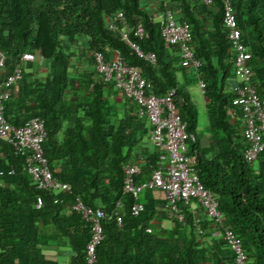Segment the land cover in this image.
<instances>
[{
	"label": "trees",
	"instance_id": "trees-1",
	"mask_svg": "<svg viewBox=\"0 0 264 264\" xmlns=\"http://www.w3.org/2000/svg\"><path fill=\"white\" fill-rule=\"evenodd\" d=\"M142 1L0 0L2 76L25 51L47 63V73L39 79L30 61L24 62L4 116L15 126L32 116L44 119L43 155L51 174L70 188L69 192L34 188L23 157L0 140V264H58L41 249L50 243L68 249L67 264H83L89 226L71 209L75 197L98 206L104 215L96 264L233 263L223 241L211 236L213 226L204 215L200 233L192 225L189 206H181L184 224L166 218V199L160 189L143 190L139 196L143 209L137 215L130 213L132 198L121 191V165L138 162L135 181L146 180L157 164L158 150L152 144L144 158L137 154L149 125L137 115L135 101L121 92L123 112L116 113L115 103L109 102L104 91L113 85L94 70L93 51L102 52L106 59L114 51L139 70L149 83L148 92L162 95L174 88V107L185 130L194 136L186 149L195 158L194 172L215 195L222 224L239 237L247 264H264V149L251 162L243 157L247 144L241 135L240 108L233 103L236 95L230 88L235 79L233 53L221 21L220 0H212L210 6L201 0L158 3V11L169 8L178 21L188 23L191 47L199 60L196 69L180 64L176 46H163L161 23ZM230 2L249 54V83L264 101V0ZM118 11L131 27L141 23L143 35L137 43L143 51L154 52V64L139 58L108 30L107 21ZM76 57L83 58L88 68L76 69L71 63ZM197 78L204 83L208 139L204 147L195 134L197 109L188 91ZM37 196L41 204L36 208ZM117 199L123 203L120 226L112 217ZM163 220L170 226H161ZM42 225L51 226L54 233L40 232Z\"/></svg>",
	"mask_w": 264,
	"mask_h": 264
},
{
	"label": "built area",
	"instance_id": "built-area-1",
	"mask_svg": "<svg viewBox=\"0 0 264 264\" xmlns=\"http://www.w3.org/2000/svg\"><path fill=\"white\" fill-rule=\"evenodd\" d=\"M210 6L212 0H201ZM221 21L229 42V49L233 53V70L236 83L231 85L236 97L233 100L240 108L241 135L246 142L243 157L247 162L256 159L264 149V101L261 100L249 83L250 68L247 63L249 54L241 41V31L237 27L236 18L230 0H220ZM160 36L165 48L176 46L179 52L180 64L199 65L191 47V33L186 21H178L176 15L166 8L160 20ZM109 31L117 34L135 54L150 64L155 63L153 51H143L137 39L143 35L142 25L137 21L133 27L128 23L125 15L118 11L111 20L107 21ZM132 35V38L130 37ZM91 56L94 70L101 74L103 81L111 83L123 96L131 98L137 104V115L145 118L149 125L148 137L157 148V164L152 168L146 180L136 182L139 173L138 162L124 161L121 165V191L132 198L129 211L137 215L143 209L139 200L140 193L149 188L163 191L166 204L165 215L169 220L185 223V214L181 206H189L191 222L197 233L201 232V215H204L213 226L212 237L223 241L232 253V264H247L239 237L222 224V213L218 209L215 195L205 188L199 181L193 166L195 158L186 153L187 142L193 141L194 136L185 130L182 121L173 104L174 88L170 87L162 95H155L147 91L149 83L135 67L128 65L117 55L106 59L102 52L93 51ZM34 55L25 51L19 56L11 71L4 76L5 53L0 49V140L10 145L15 155L23 157L25 171L34 188L39 190L69 192V185L54 177L43 155L42 142L46 131L44 119L32 116L19 125L11 124L4 116L5 103L12 97L16 85L23 73V64L32 61ZM198 88L203 91L204 83L197 78ZM126 147L121 148L124 154ZM12 170H7L11 174ZM41 199L36 197L35 207H39ZM112 217L116 225L122 223L120 210L123 208L121 199L115 200ZM71 209L78 213L88 223L89 237L84 245L83 264H96L95 249L103 238L101 221L102 210L85 204L79 197H75ZM147 231L149 229L147 228Z\"/></svg>",
	"mask_w": 264,
	"mask_h": 264
},
{
	"label": "crops",
	"instance_id": "crops-1",
	"mask_svg": "<svg viewBox=\"0 0 264 264\" xmlns=\"http://www.w3.org/2000/svg\"><path fill=\"white\" fill-rule=\"evenodd\" d=\"M160 0H143L142 1V5L144 8H146L147 10L153 12L156 14V16L154 17L155 21H159L161 20V16L162 13L160 11H158V3ZM78 51L80 52V49L78 48ZM77 51V52H78ZM108 54L110 55V57H113L115 55L114 51H109ZM71 63L73 64V66H75L76 69H85L88 68L86 65V62L83 58H74L72 59ZM31 69L32 72H34V74L36 75V77H38L39 79H41L42 77H44V75L47 73V63L45 60H43L41 57H39L38 55L34 54V59L32 61H30ZM179 77V76H178ZM236 83V79H234L232 81V85ZM192 85H195L198 89V93L201 95V97H199V94H196V92L194 91V89L192 88ZM104 91L107 95V98L109 100V102L111 103H115L116 105V113L118 115H121V113L123 112V98L120 94V92L115 89L114 87H109L107 86L106 89L104 88ZM188 91L190 93V97L193 100L194 98L196 99H200V104H201V108L202 110H198L197 109V115H196V125H195V134L197 136V140L199 143V146L204 147L207 146L208 144V139H207V118H206V114H205V109H204V97L202 94V91L198 88L197 84H191L188 86ZM194 102V101H193ZM196 106V104H195ZM199 122L202 125V127H199ZM152 147V143L149 140L148 135L143 137V146H142V150L141 151H137V154L140 155L141 157H145L147 155V152L151 150ZM165 221V220H163ZM161 226L163 227H167L165 225H162V221L160 222ZM40 232H45L48 234H53L54 230L52 229L51 226L49 225H42L40 226ZM41 249L43 250L44 254L49 257V258H53L56 259L58 264H67L68 262V258H69V251L68 249H66L65 247H56L54 244L50 243V244H45L41 247ZM64 259V263H61V261Z\"/></svg>",
	"mask_w": 264,
	"mask_h": 264
},
{
	"label": "rangeland",
	"instance_id": "rangeland-1",
	"mask_svg": "<svg viewBox=\"0 0 264 264\" xmlns=\"http://www.w3.org/2000/svg\"><path fill=\"white\" fill-rule=\"evenodd\" d=\"M192 88L194 89V91L196 92V94H199L198 93V89H197V87L195 85H192ZM199 97H201L200 94H199ZM193 101L196 104V107L198 108V110L199 111L202 110V108H201L202 106L200 104V99L198 100V99L194 98ZM199 127H202V125L200 124V122H199ZM162 225H165V226L168 227V226H170V222L168 220L162 221ZM64 259L65 258H63V260L61 261V263H64Z\"/></svg>",
	"mask_w": 264,
	"mask_h": 264
}]
</instances>
